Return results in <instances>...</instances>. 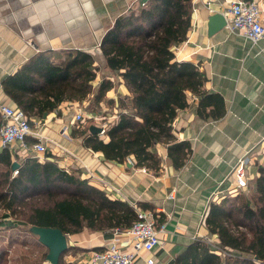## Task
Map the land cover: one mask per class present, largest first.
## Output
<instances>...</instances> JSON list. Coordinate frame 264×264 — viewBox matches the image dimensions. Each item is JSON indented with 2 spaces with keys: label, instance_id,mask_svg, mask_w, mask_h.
I'll return each instance as SVG.
<instances>
[{
  "label": "trees",
  "instance_id": "1",
  "mask_svg": "<svg viewBox=\"0 0 264 264\" xmlns=\"http://www.w3.org/2000/svg\"><path fill=\"white\" fill-rule=\"evenodd\" d=\"M193 5V0L142 1L105 33L100 49L106 68L118 74L128 95L108 98L113 80L100 78L101 67L91 52L75 48L37 51L2 80L4 91L30 118H44L65 102L76 107L90 99L94 105L104 100L114 104L116 115L103 137L91 133L90 125L78 123L71 134L82 137L85 147L101 152L108 161L125 163L133 157L137 167L155 173L162 168L155 148L164 144L179 169L192 154L190 142L178 140L174 132L179 111L194 97L200 118L218 120L226 113L223 96L206 88L208 77L199 64L179 60L174 51L188 39ZM51 157L47 152L44 160L32 155L20 160L11 149H0V164L5 167L0 200L11 213L16 206L28 207L27 224L58 227L66 234L85 228L125 229L135 222L134 206L113 199L82 177L79 169L67 170ZM15 160L20 162L17 173L12 169ZM252 188L251 196L232 189L211 200L203 222L215 238L194 240L174 264H264V156ZM60 264L74 263L63 256Z\"/></svg>",
  "mask_w": 264,
  "mask_h": 264
},
{
  "label": "crops",
  "instance_id": "2",
  "mask_svg": "<svg viewBox=\"0 0 264 264\" xmlns=\"http://www.w3.org/2000/svg\"><path fill=\"white\" fill-rule=\"evenodd\" d=\"M142 1L146 0H0V103L14 105L2 80L34 53L50 48L91 52L101 72L114 82L107 97L116 100L128 95L118 74L107 70L100 44L115 20ZM193 4L188 39L174 51L179 60L199 64L208 77L206 88L223 96L226 113L218 120L202 119L196 113L194 97L189 107L179 111L175 135L178 140L189 141L192 147L183 167H174L164 144L155 148L162 158V168L157 173L137 167L133 157L125 163L106 160L101 152L85 147L82 137L71 134L77 107L68 102L44 118H30L34 131L46 140L48 152L53 154L49 159L67 170L79 169L82 177L113 199L156 213L160 243L154 251L140 254L135 264H148L149 258L154 259V264H174L176 256L194 240H213L215 236L208 233L203 221L214 193L220 186H232L228 176L243 156L249 158L251 191L262 162L264 38L253 43L227 27L209 35L208 17L215 12L224 13L225 0L210 4L193 0ZM98 110L111 117L117 108L104 100ZM27 141L32 144L36 138L29 136ZM29 155L34 156L17 153L20 160ZM112 236V229L85 228L68 234L65 258L74 264H90L91 250L104 249Z\"/></svg>",
  "mask_w": 264,
  "mask_h": 264
},
{
  "label": "built area",
  "instance_id": "3",
  "mask_svg": "<svg viewBox=\"0 0 264 264\" xmlns=\"http://www.w3.org/2000/svg\"><path fill=\"white\" fill-rule=\"evenodd\" d=\"M208 4L213 0H206ZM227 24L226 27L231 31H238L253 43H257L264 38V1L262 0H225ZM0 114L2 122L0 125V149H17V153H33L34 156L43 160L45 153L48 152L46 140L34 131L31 119L22 109L0 103ZM115 116L107 117L105 113L86 112L82 107L77 106L74 121L78 124H86L88 118L95 119L102 127L100 136L105 135L109 121ZM176 119L173 122L175 130ZM35 136L36 141L28 143L27 138ZM264 156V150L260 151ZM249 158L243 156L234 165L228 179L232 180L229 189L221 186L214 193V198L228 194L230 190L237 189L242 192H249L251 189L248 174ZM144 171H147L143 168ZM17 173V171H14ZM233 178V179H232ZM131 204V203H130ZM137 212V219L128 228L112 229L113 236L106 242L104 249L91 250L90 264H135L137 257L142 253H149L155 250L160 243L159 228L156 224L154 214L131 204ZM148 264H154V259L149 258Z\"/></svg>",
  "mask_w": 264,
  "mask_h": 264
},
{
  "label": "rangeland",
  "instance_id": "4",
  "mask_svg": "<svg viewBox=\"0 0 264 264\" xmlns=\"http://www.w3.org/2000/svg\"><path fill=\"white\" fill-rule=\"evenodd\" d=\"M104 75V72H100V78ZM92 101L88 103L86 100L80 106L88 113H97L100 104L94 105ZM94 123H97L95 119L88 118L86 125ZM4 170L5 167L0 164V178ZM2 191L3 186L0 184V193ZM250 192L245 194L251 196ZM14 211L15 214L11 213L6 208L5 202L0 200V264L50 263L46 258L48 248L40 243L38 236L30 231L31 225L25 221L24 213L28 211V207L16 206ZM64 260H66L65 255Z\"/></svg>",
  "mask_w": 264,
  "mask_h": 264
},
{
  "label": "water",
  "instance_id": "5",
  "mask_svg": "<svg viewBox=\"0 0 264 264\" xmlns=\"http://www.w3.org/2000/svg\"><path fill=\"white\" fill-rule=\"evenodd\" d=\"M208 34L213 35L226 27L227 18L223 12H215L208 17ZM91 133L100 134L102 127L91 124L89 127ZM132 165L131 163H128ZM20 166L19 161H14L12 169L15 171ZM30 231L38 236V240L48 248L47 260L50 264H60L61 258L69 249L68 234L64 233L58 227H46L32 225Z\"/></svg>",
  "mask_w": 264,
  "mask_h": 264
}]
</instances>
